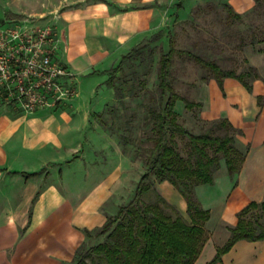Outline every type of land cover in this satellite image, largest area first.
Instances as JSON below:
<instances>
[{"label":"crops","instance_id":"crops-1","mask_svg":"<svg viewBox=\"0 0 264 264\" xmlns=\"http://www.w3.org/2000/svg\"><path fill=\"white\" fill-rule=\"evenodd\" d=\"M253 3L227 0L239 14ZM169 5L167 0H61L54 21L56 58L75 82L87 74L104 82L105 71L143 37L167 25ZM255 56L260 62L248 59L257 72L250 91L232 78L223 79L222 89L211 78L197 86L202 119L227 120L240 130L238 142L247 150L233 177L222 164L212 185L196 187L198 202L208 210L198 189L213 190L219 212L215 230L193 264H207L214 257L242 208L264 201V51ZM77 99L78 93L66 106L72 108ZM88 119L53 109L29 114L0 103V264L70 261L84 230L101 227L115 214L112 188L122 180L119 172L103 174L93 160L83 162L97 142ZM62 150L67 153L59 157ZM168 184V198L185 211L183 197ZM216 264H264V240L238 241Z\"/></svg>","mask_w":264,"mask_h":264},{"label":"rangeland","instance_id":"rangeland-1","mask_svg":"<svg viewBox=\"0 0 264 264\" xmlns=\"http://www.w3.org/2000/svg\"><path fill=\"white\" fill-rule=\"evenodd\" d=\"M60 1L0 0V25L23 26L29 30L46 24L54 26V21L60 13ZM168 3L170 13L167 25L146 35L133 46L135 50L124 62L123 70L115 77L117 89L101 81L98 75L80 76L76 80V104L71 103L72 108L69 105L53 108L56 114L63 111L69 115L88 116L87 127L97 136V142L88 150L90 154L85 155L83 162L87 165L93 160L100 167L98 172L101 170L103 174L110 171L119 172L122 180H119L117 187L112 188L116 209L133 197L136 183L145 171L153 136V118L150 111H158L163 103L157 90V62L160 54L167 50L169 36L176 48L198 53L236 74H244L247 71L250 66L248 59L251 63L260 62L259 57L255 55L264 51V0H259L257 5L254 1L252 8L241 14V20L227 18V13L222 8L223 4H227V0H167ZM260 71L264 72L263 65ZM170 75L176 93L196 100L198 84L206 81L210 73L188 57L174 56ZM175 110L178 122L192 133H199L207 128H212L213 133H222V130L212 127L210 121L202 119L201 110L186 111L181 102L176 105ZM237 138L235 146L242 153H246L247 147L240 144ZM172 140L185 156L188 151L187 140L178 135ZM66 153L62 150L59 157H64ZM166 183L167 181L157 182L153 179V189L143 200L158 203L167 215L179 214L187 219L186 212L179 210L168 198L164 187ZM168 185L178 193L171 184ZM195 190L196 187L194 195ZM157 195L161 196L165 203H162ZM198 195L209 208L210 219L205 229L210 235L217 224L218 204L213 200V190L200 187ZM261 215L260 209L250 210L246 218L251 221L258 219V223L264 225V217ZM97 229L90 230L89 237L84 236L70 261H62L60 264H74V257L79 249H86L101 241V238L94 237ZM218 232L216 236L222 238L224 233L218 235Z\"/></svg>","mask_w":264,"mask_h":264},{"label":"trees","instance_id":"trees-1","mask_svg":"<svg viewBox=\"0 0 264 264\" xmlns=\"http://www.w3.org/2000/svg\"><path fill=\"white\" fill-rule=\"evenodd\" d=\"M254 1L256 5L259 2ZM177 8H180L179 4ZM222 8L229 20H241V14L236 13L230 5L223 4ZM134 50L131 49L114 67L104 72L107 75L105 83L111 88L117 89L115 77L123 70L124 62ZM174 56L193 60L210 73L208 79L215 80L220 89L223 79L232 78L250 91L251 82L257 78L256 69L252 66L244 74H236L198 53L176 48L169 36L167 50L160 54L157 62V90L163 103L158 111H150L153 136L145 171L136 183L133 197L120 205L115 214L107 217L106 222L95 231L94 237L101 238V241L86 249H79L74 264H193L208 239L205 225L210 219V212L195 198L194 188L212 185L214 175L222 164L228 175L233 177L240 170L245 152L242 153L235 146L240 130L225 119L210 121V125L222 130V133H213L212 128L192 133L178 122L177 104L181 102L186 111L198 109L199 112L202 104L174 90L170 75ZM175 135L187 140L185 156L172 140ZM153 179L157 182L167 181L178 191L186 203L187 219L179 214L167 215L158 203L143 200L153 189ZM157 197L165 203L161 196ZM257 209L264 217V201L250 202L237 213L236 224L229 229L228 239L216 249L214 257L207 264L219 263L222 255L238 241L264 240V225L258 223V219L251 221L246 218L250 210ZM84 233L88 237L91 235L88 230H84Z\"/></svg>","mask_w":264,"mask_h":264},{"label":"built area","instance_id":"built-area-1","mask_svg":"<svg viewBox=\"0 0 264 264\" xmlns=\"http://www.w3.org/2000/svg\"><path fill=\"white\" fill-rule=\"evenodd\" d=\"M55 28L0 25V103L24 113L67 105L75 77L56 58Z\"/></svg>","mask_w":264,"mask_h":264}]
</instances>
